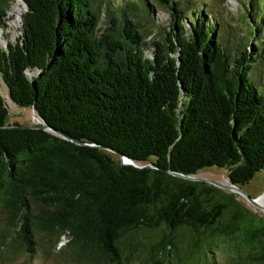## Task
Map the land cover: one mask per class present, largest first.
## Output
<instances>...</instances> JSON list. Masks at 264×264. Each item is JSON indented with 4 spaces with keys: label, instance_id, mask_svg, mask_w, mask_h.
Returning <instances> with one entry per match:
<instances>
[{
    "label": "trees",
    "instance_id": "trees-1",
    "mask_svg": "<svg viewBox=\"0 0 264 264\" xmlns=\"http://www.w3.org/2000/svg\"><path fill=\"white\" fill-rule=\"evenodd\" d=\"M21 1L19 34L0 47V258L33 254L39 234L47 254L66 236L57 254L75 261L163 264L179 258L185 228L200 235L196 245L232 240L264 264V217L169 172L216 166L240 187L264 170V87L252 70L263 57L264 0L244 3L235 53L204 2L156 0L169 25L149 41L134 21L154 24L148 0ZM7 12L1 0L0 29ZM6 99L41 122H8ZM42 121L82 144L22 127ZM114 151L152 167L121 164ZM139 230L154 242H131Z\"/></svg>",
    "mask_w": 264,
    "mask_h": 264
},
{
    "label": "rangeland",
    "instance_id": "rangeland-1",
    "mask_svg": "<svg viewBox=\"0 0 264 264\" xmlns=\"http://www.w3.org/2000/svg\"><path fill=\"white\" fill-rule=\"evenodd\" d=\"M1 1V0H0ZM4 1V0H2ZM7 2V15L5 17L7 28L0 29V47H6L7 43L17 38L19 29L21 27V15L26 11V4L21 0H5ZM204 2V3H203ZM112 3L119 6L122 0H112ZM178 3V2H177ZM194 3L205 6L209 13H212L220 22L218 27V35L222 42L230 48L231 53L236 52V48L241 42L243 28L247 18L245 17L246 0H195ZM150 8L152 9V22H145V18L139 14L136 15L134 21L138 23L141 30L147 36V40L155 41L164 30L168 28L170 14L169 11L162 6H159L156 0H148ZM103 16V14H101ZM101 16V17H102ZM209 16V14H208ZM147 55H150V48L146 50ZM263 57H259L253 70V75L259 80V84L264 87V51L261 53ZM262 87V88H263ZM0 90L7 97L6 89L0 80ZM9 106L8 122L18 121L19 123H38V116L32 108L19 107L8 99H6ZM196 176L206 179L207 183H230L227 177V170L216 166L208 167L197 172ZM214 185V184H212ZM218 187V186H217ZM220 193L226 197L228 194H233L234 201L239 202L244 211L247 213H255L258 216L264 217V209L257 207L249 202L241 194L224 187H218ZM240 188L251 198H258L264 193V170L257 172L254 177ZM231 199V198H230ZM259 203V202H258ZM264 206L263 202L259 203ZM238 205V204H237ZM39 245L33 254L19 253L14 257L0 258V264H95L93 259L81 258L74 260L70 255H58L57 249L66 242V236L61 235L59 243H57L54 252L47 254L45 252L47 244L40 246L42 238L37 235ZM175 237L178 239V253L179 258H172L167 256L163 258V264H259L257 261H249L243 256V252L237 253L236 244L232 240L216 239L215 241L207 238V240L197 243L200 235L193 230L180 229ZM142 241L145 243H152L155 240V235L151 231L139 230L135 238L131 242ZM199 242V241H198ZM122 264H148L145 262L143 255L134 258L124 259Z\"/></svg>",
    "mask_w": 264,
    "mask_h": 264
},
{
    "label": "water",
    "instance_id": "water-1",
    "mask_svg": "<svg viewBox=\"0 0 264 264\" xmlns=\"http://www.w3.org/2000/svg\"><path fill=\"white\" fill-rule=\"evenodd\" d=\"M38 122H41V120L39 119ZM22 127H38V128H42V129H51V130H54L58 133H60L64 138H67L69 140H72L74 142H77V143H80L82 144L81 142H78L77 140L73 139L72 137H70L69 135L65 134V133H62L61 131H58L56 129H52L50 128L47 124H45L43 121L40 125H37V126H32V125H24ZM115 153L119 154L120 156V160H121V164H130L132 166H135V167H138V168H145V167H152V165L150 163H140V162H136L132 159H130L129 157L123 155V154H120L116 151H114ZM171 174L173 175H176V176H179V177H182L184 179H187V180H192V181H207L206 179L202 178V177H199V176H196V175H189V174H183V173H180V172H176V171H169ZM212 184H214L215 186H218V187H224V188H228V189H231L239 194H241L242 196H244L249 202H251L252 204L256 205L257 207H260L262 209H264V207H262L257 201L255 198H251L249 197L248 195H246V193L237 185L233 184V183H218V182H211Z\"/></svg>",
    "mask_w": 264,
    "mask_h": 264
},
{
    "label": "bare ground",
    "instance_id": "bare-ground-1",
    "mask_svg": "<svg viewBox=\"0 0 264 264\" xmlns=\"http://www.w3.org/2000/svg\"><path fill=\"white\" fill-rule=\"evenodd\" d=\"M263 200H264V193H263V196H261V197H259L258 198V202L260 203V202H263ZM262 206V205H261ZM262 207H264V206H262Z\"/></svg>",
    "mask_w": 264,
    "mask_h": 264
}]
</instances>
